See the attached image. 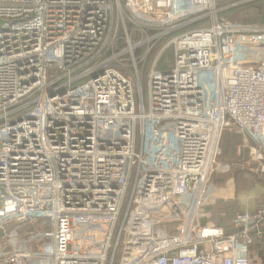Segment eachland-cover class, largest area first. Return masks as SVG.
Masks as SVG:
<instances>
[{"label":"built area","instance_id":"built-area-1","mask_svg":"<svg viewBox=\"0 0 264 264\" xmlns=\"http://www.w3.org/2000/svg\"><path fill=\"white\" fill-rule=\"evenodd\" d=\"M255 1L0 0V264L260 260L264 204L200 224L225 129L264 173Z\"/></svg>","mask_w":264,"mask_h":264},{"label":"trees","instance_id":"trees-1","mask_svg":"<svg viewBox=\"0 0 264 264\" xmlns=\"http://www.w3.org/2000/svg\"><path fill=\"white\" fill-rule=\"evenodd\" d=\"M231 4L232 3H224V6H229ZM251 6L255 8L254 9L256 13L255 20H247L246 18H241V17H238V19L235 18L236 14L237 16H240L245 9ZM262 6H264L263 0L256 1L250 4H245L244 6L242 5V6L229 8L223 12V15L229 18L233 24L264 27V7ZM221 151L222 154L219 160H221L225 164L232 166L233 168H235L236 165L248 166V164L250 163V150L248 148H244L243 137L229 129H225L222 133ZM252 166H256V165H252ZM257 166H258V170H260L261 167H259L258 164ZM233 171L234 170L230 171L229 173ZM225 181L226 179L222 183H225ZM219 205L207 206L204 210L206 217L200 219V224L204 226L209 223H213L216 226L223 227L227 232H231L233 231V227L231 225L232 219L238 214H241L243 212L236 213V211H233L227 205H223L224 209H222L221 207H219ZM254 212L255 210L252 211L251 213ZM208 213H210L211 215L210 218L207 217ZM250 236H251V242L249 243L250 251L252 252V254L257 255L260 259L258 262H252V264H264V223L260 226L258 231L252 232Z\"/></svg>","mask_w":264,"mask_h":264},{"label":"rangeland","instance_id":"rangeland-1","mask_svg":"<svg viewBox=\"0 0 264 264\" xmlns=\"http://www.w3.org/2000/svg\"><path fill=\"white\" fill-rule=\"evenodd\" d=\"M257 1H262V0H257ZM235 2L236 1H232L231 3H235ZM245 4H250V3H245ZM245 4H240L239 6L242 5L244 6ZM254 9L255 8L251 6L245 9L240 16H237L236 14L235 18L238 19V17H241V18H246L247 20H255L256 13ZM170 55L171 54H168L164 58L163 62H166L167 60H171L172 56ZM146 82L147 80L144 79V84H146ZM144 90L146 96V91H147L146 86L144 87ZM219 164L220 166L217 167V172L212 177L208 189L209 206H218L220 204L219 207L224 209L223 205H227L233 211H236V213L239 212L250 213L254 210L256 211V209L259 206L264 204V175H263L264 173L260 171L261 169L258 170L257 164L259 165V163H257L252 157H250V163L248 164V166L236 165L235 168L231 166V171L232 170L234 171L228 174L224 173V168L222 166L228 164H225L221 160H219ZM252 165H256V166H252ZM247 167H249L250 169ZM225 179H226L225 183H222Z\"/></svg>","mask_w":264,"mask_h":264},{"label":"crops","instance_id":"crops-1","mask_svg":"<svg viewBox=\"0 0 264 264\" xmlns=\"http://www.w3.org/2000/svg\"><path fill=\"white\" fill-rule=\"evenodd\" d=\"M207 217H211L210 213L207 214ZM211 224H213V223H211Z\"/></svg>","mask_w":264,"mask_h":264}]
</instances>
